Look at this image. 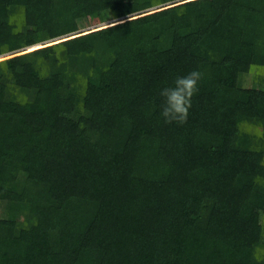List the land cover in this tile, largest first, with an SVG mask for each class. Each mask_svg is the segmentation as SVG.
<instances>
[{"label":"trees","instance_id":"16d2710c","mask_svg":"<svg viewBox=\"0 0 264 264\" xmlns=\"http://www.w3.org/2000/svg\"><path fill=\"white\" fill-rule=\"evenodd\" d=\"M5 52L0 264H264V0H0Z\"/></svg>","mask_w":264,"mask_h":264},{"label":"clouds","instance_id":"9594fccd","mask_svg":"<svg viewBox=\"0 0 264 264\" xmlns=\"http://www.w3.org/2000/svg\"><path fill=\"white\" fill-rule=\"evenodd\" d=\"M202 73L196 70L184 76H177L170 86L160 90L162 97L161 116L165 123L183 124L187 121L192 97L198 91Z\"/></svg>","mask_w":264,"mask_h":264},{"label":"rangeland","instance_id":"374dc122","mask_svg":"<svg viewBox=\"0 0 264 264\" xmlns=\"http://www.w3.org/2000/svg\"><path fill=\"white\" fill-rule=\"evenodd\" d=\"M111 19H105L103 21H99L98 19H95V18H90L88 21H87V25H85L84 27L81 26V29L79 31H82V32H86L90 29L94 30L95 28L97 27H102L104 26L105 24L107 23H110ZM85 24V23H84ZM71 35V33L61 37V38H58L57 41H60L61 39H64L66 37H69ZM60 39V40H59ZM56 42L55 40H46L44 41V43L46 44H52ZM43 43V42H42ZM41 43V44H42ZM43 45V44H42ZM36 49V48H35ZM28 50V49H27ZM30 51V50H28ZM6 55H9V52H5L4 54H2V56L0 55V57H5ZM2 59V58H1ZM257 73H262L264 74V69L262 70H257V68H254L253 71L247 75H245L243 77V80H242V85L244 87H251V86H257L258 85V81L256 82V74Z\"/></svg>","mask_w":264,"mask_h":264}]
</instances>
